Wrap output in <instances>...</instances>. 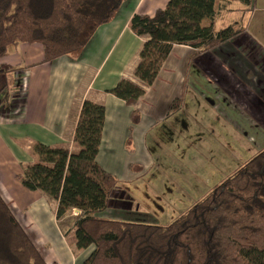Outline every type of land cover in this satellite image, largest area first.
I'll list each match as a JSON object with an SVG mask.
<instances>
[{
	"label": "crops",
	"instance_id": "0c3cea01",
	"mask_svg": "<svg viewBox=\"0 0 264 264\" xmlns=\"http://www.w3.org/2000/svg\"><path fill=\"white\" fill-rule=\"evenodd\" d=\"M159 9L178 16L181 11L191 12L182 0H126L113 21L98 29L79 56L43 63L41 45L20 44L0 60V91L7 84V91L1 94L10 92L7 103L0 104V196L46 264H84L94 247L80 249L71 244L57 220L58 203L25 188L17 176L24 166L38 163L32 155L37 143L68 154L79 153L74 137L85 102L106 110L97 161L119 180L105 214L109 219L112 210L139 207L135 188L149 184L154 177L156 152L162 144L171 143L164 148L175 160L171 164L164 161L170 167L179 169L182 152L188 155L182 161L186 166L197 160L189 149L194 144L190 139L194 124L191 132L189 124L179 121L187 108H199L204 115L200 132L206 137L219 134L222 118L226 123L221 130L228 131L230 123L239 135L256 132L264 141V0H253L251 6L244 7L248 17L233 21L243 29L238 36L202 53L175 44L170 53L159 56L157 43H174L176 29L163 28L147 36L133 32L135 15L152 16ZM190 19L177 29L192 32L210 25L198 12H192ZM5 67L14 71L6 73ZM20 96L21 103L14 105ZM128 98L137 99L135 107L127 104ZM175 100H181L182 105L171 113ZM134 109L140 119L132 127ZM208 165L203 168L196 162L188 180L203 175ZM159 170L158 166L156 173ZM150 192L158 199L165 195L160 189Z\"/></svg>",
	"mask_w": 264,
	"mask_h": 264
},
{
	"label": "trees",
	"instance_id": "16d2710c",
	"mask_svg": "<svg viewBox=\"0 0 264 264\" xmlns=\"http://www.w3.org/2000/svg\"><path fill=\"white\" fill-rule=\"evenodd\" d=\"M125 1L0 0V60L20 44L41 45L43 63L79 56L98 29L113 21ZM182 1L190 13L181 11L178 16L159 9L152 16L137 14L131 21V29L138 36L176 29L174 43H157L159 56L170 53L175 44L202 53L229 42L242 27L233 22L218 29L217 21L242 10L233 8L234 2L244 7L253 3ZM192 12L203 14L210 25L192 32L179 31L191 20ZM4 69L6 73L14 71ZM7 88L6 84L0 94ZM1 95L0 104H6L10 92ZM136 100L128 98L126 102L135 107ZM181 105V100H175L170 112L179 111ZM105 116L103 106L85 102L74 137L79 153L68 154L37 143L32 155L38 163L24 166L17 176L25 188L42 192L58 203L59 222L73 210L81 212L75 216L71 233L78 248L94 247L84 264H264V150L167 226L109 219L105 214L119 180L97 161ZM139 119L140 113L134 109L132 127ZM0 264H46L1 196Z\"/></svg>",
	"mask_w": 264,
	"mask_h": 264
},
{
	"label": "rangeland",
	"instance_id": "374dc122",
	"mask_svg": "<svg viewBox=\"0 0 264 264\" xmlns=\"http://www.w3.org/2000/svg\"><path fill=\"white\" fill-rule=\"evenodd\" d=\"M232 7L242 9V12L235 11L227 14V19L217 21L216 28L221 29L225 25H231L234 20L239 19V17L241 19L243 15L248 17V11L239 2H234ZM22 97H18V102H15L14 105L18 106ZM12 98L15 99L14 97ZM203 116L199 108L192 109L191 107L183 112L182 118L179 120L189 124L191 132L193 129L192 123L194 124L195 133L194 136L190 137L191 142L194 144L189 149L197 160H190L191 166H186L182 161L187 159L186 156L188 155L186 154L187 152H182L178 157L180 162L177 163V166H179V169L178 167H170L164 164V161L168 159L171 164L175 160L172 161V158L164 148L165 146H170L171 143L162 144L159 148L160 150L156 152L158 163L152 171V174H155L154 177L149 181V184L146 182L145 177L143 182L146 183L139 186V188H135V192L139 194L137 198L139 207L136 206L131 210L125 209L122 212L112 210L109 213L112 219L135 224L167 226L206 198L216 185L233 175L264 148V141L261 140L259 133H248V136L245 134L239 135L237 128L230 123H228L229 129L226 127L228 131L221 130V126L226 123L222 118H220L221 120L219 119L220 126L217 127L218 135L213 133L207 137L202 135L200 128L204 129V124L201 122ZM166 130H168V127ZM183 147L184 145H182ZM217 149H225L226 152L221 153ZM199 161L203 168L206 163L208 165L210 162L206 172L188 180L190 177L187 174L195 170V163ZM216 163L223 166L218 167ZM158 166L160 170L156 173ZM220 170V173H216ZM207 179L211 182L208 183ZM158 189L161 192H165V195L160 196L159 199L151 197L150 194L152 192L150 191ZM76 218L73 214H69V217L63 218L61 222L65 232H70L69 241H72V243L74 237H72L71 231L74 229Z\"/></svg>",
	"mask_w": 264,
	"mask_h": 264
},
{
	"label": "built area",
	"instance_id": "2783aa9c",
	"mask_svg": "<svg viewBox=\"0 0 264 264\" xmlns=\"http://www.w3.org/2000/svg\"><path fill=\"white\" fill-rule=\"evenodd\" d=\"M22 84V89L24 90V89H26V80H25V78L24 79H22V82H21ZM73 212H74V215L75 216H80L81 215V212L80 211H78V210H73Z\"/></svg>",
	"mask_w": 264,
	"mask_h": 264
}]
</instances>
